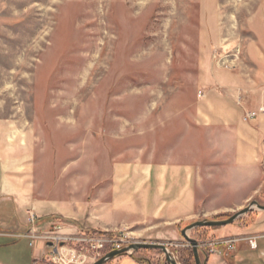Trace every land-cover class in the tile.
<instances>
[{"label":"rangeland","instance_id":"rangeland-1","mask_svg":"<svg viewBox=\"0 0 264 264\" xmlns=\"http://www.w3.org/2000/svg\"><path fill=\"white\" fill-rule=\"evenodd\" d=\"M257 53L264 54V0H0V147L34 168L38 194L88 201L105 191L114 162L167 158L189 128L200 137L193 115L205 70L242 71ZM259 171V181L226 188L227 213L200 220L227 219L254 200L264 205V164ZM234 177L228 179H239ZM258 185L257 194L238 207ZM36 216L43 229L124 233L131 244L173 243L169 248L183 264L177 251L187 247L175 245L184 237L155 241L132 230ZM25 228L0 229L6 237L0 238V264H51L47 249L33 260L43 241L30 246L11 236ZM229 228L239 233L231 236L262 233L264 211L255 208ZM213 230L199 242L229 237ZM250 250L240 244L212 258L264 260ZM132 254L143 264L167 261L158 250Z\"/></svg>","mask_w":264,"mask_h":264},{"label":"crops","instance_id":"crops-1","mask_svg":"<svg viewBox=\"0 0 264 264\" xmlns=\"http://www.w3.org/2000/svg\"><path fill=\"white\" fill-rule=\"evenodd\" d=\"M255 56L252 65L242 71L215 66L205 70L200 90L204 95L195 101L193 115L200 137L189 128L167 158L155 155L148 161L114 162L105 191L96 192L88 201L77 196H49L42 190L38 194L34 168L0 147V229L27 226L28 212L34 211L43 218L59 216L95 229H127L146 239L175 242L182 240V230L191 223L227 213L229 204L222 201L226 188L259 181L264 164V114L251 121L244 119L247 111L264 105V54ZM227 168L239 179L229 180L232 175ZM258 189L259 185L245 194L237 206L255 196ZM211 233L239 234L229 226ZM46 249L51 251L39 243L41 255H33V260H39ZM213 256L218 257L209 256L206 264H228ZM201 258L205 262L202 253ZM243 260L238 257L236 263ZM114 264L140 263L124 255Z\"/></svg>","mask_w":264,"mask_h":264},{"label":"built area","instance_id":"built-area-1","mask_svg":"<svg viewBox=\"0 0 264 264\" xmlns=\"http://www.w3.org/2000/svg\"><path fill=\"white\" fill-rule=\"evenodd\" d=\"M198 95L201 97L204 94L199 91ZM262 114H264V105H261L258 109L247 111L244 119L251 121ZM11 236L29 240L30 246H34L38 241H43L46 244L45 246H48L51 250L47 255V259L51 264H91L108 252L123 249L134 241L129 235L124 233L106 235L79 230L70 232L69 228L66 229L63 226H50L43 229L40 227L38 217L34 211L28 212L25 230L20 233H14ZM49 243H52V246H49ZM184 243L175 246H191L187 241ZM240 244H245L251 250L259 251L260 255L264 257V232L205 239L199 242L201 249L211 255L220 256H226L234 252ZM167 246L171 247L174 244L171 243Z\"/></svg>","mask_w":264,"mask_h":264},{"label":"water","instance_id":"water-1","mask_svg":"<svg viewBox=\"0 0 264 264\" xmlns=\"http://www.w3.org/2000/svg\"><path fill=\"white\" fill-rule=\"evenodd\" d=\"M255 208L257 210L264 211V205L254 200L247 207L243 208L242 210H239L238 212H236L235 214H233L227 219L198 220L196 222L191 223L186 228H184L182 230V235L184 239L187 242H189L191 246L193 247L195 263L196 264H206L208 256L205 250L200 248L199 241L196 240L195 238L190 237L189 235L190 231L198 227H226V226H229L235 223L238 219H240L244 215L253 212ZM48 245L52 246V243H49ZM138 250H160L163 252L168 264H180L167 245L163 243H154V242H136V243L130 244L124 247L123 249L108 252L102 258L97 260V262L93 264H106L107 262L114 260L118 257L124 256V255H131L133 252L138 251ZM201 253L204 254L206 257L205 262H202Z\"/></svg>","mask_w":264,"mask_h":264},{"label":"trees","instance_id":"trees-1","mask_svg":"<svg viewBox=\"0 0 264 264\" xmlns=\"http://www.w3.org/2000/svg\"><path fill=\"white\" fill-rule=\"evenodd\" d=\"M216 228L217 227H198V228H195L192 230V232L195 233V236L193 235V238H195L198 241H200L204 238H207L206 235L208 234V232L211 229H216ZM158 251H160V250H158ZM177 252L180 254V260L183 264H196L193 247L181 248V249H178ZM205 252H206L207 256L209 257L210 254L207 251H205ZM250 252H252L253 254H259V251H257V250H250ZM132 258H134L140 264L145 263V259L138 257L136 254H132ZM248 259H247V261L249 264L254 263L253 261H251V260H254V258L251 257L249 260ZM261 259H264V258H261ZM226 261L228 264H236L235 256H232L231 258L227 259ZM258 263L264 264V260H261ZM166 264H168L167 261H166Z\"/></svg>","mask_w":264,"mask_h":264}]
</instances>
